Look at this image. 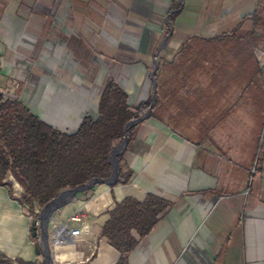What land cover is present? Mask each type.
Instances as JSON below:
<instances>
[{"label": "crops", "instance_id": "0c3cea01", "mask_svg": "<svg viewBox=\"0 0 264 264\" xmlns=\"http://www.w3.org/2000/svg\"><path fill=\"white\" fill-rule=\"evenodd\" d=\"M8 2L10 1L8 0ZM256 2L257 0H178L177 8L171 9L172 0H114L113 12L119 13L120 17L125 19L122 24H114V28L116 29L115 32L118 33L119 40L124 38L120 49L133 53L135 59L142 66H145L147 60H153L156 49L165 38L159 41L165 30L168 32L171 30L170 35L173 32L174 36L179 38L184 28L190 29L191 36L199 35L202 37H220L237 27L250 29L252 22L249 16ZM82 8L83 18H85L86 9L93 12L91 4L83 5ZM104 8L107 12H111L113 9L110 10V5ZM18 11L19 4L16 6L6 5L1 13L0 22L3 19L5 22H9V20L12 22L17 18L15 14ZM168 12H176V16L170 21L171 27L167 25ZM86 21L88 22L82 21L84 25L92 23L95 26L96 24L93 21ZM103 22H105L104 25L109 23H106L105 20ZM100 23L96 24L98 29ZM108 26L111 28V24H108ZM167 31L165 32L168 34ZM4 43L11 45V47L6 50L4 57L6 64L2 66L5 67V70L1 73L5 76L4 78H10L11 80L18 73L16 72L17 67L27 68L29 78L25 76L20 80L17 98L41 120L50 124L48 117L53 116L52 114L56 113L55 109H58L55 107V104L58 106V103L54 102L57 98L54 96L52 99L50 98L51 101L44 103L43 95L49 92L46 83L49 76L47 72L45 73L41 69V65H35L34 63V65H30L29 63L30 60L33 62L37 57H39L38 61L42 62L39 49L42 47V42L39 41L35 44L12 40ZM89 45V41L84 37L81 40L71 38L64 46L66 49L58 44L45 43L43 50L47 51L48 49L50 53L47 61L48 68L53 70L54 66H59L63 60L71 62L80 59L87 62V70L92 67L96 68L97 65L90 62L91 56L102 52V45L103 47L106 45L105 43L101 45L98 43L97 46H93L92 43V47ZM263 47L264 42H262L261 47H255L253 50L259 69H264ZM13 60L18 61L16 65L14 63L12 65ZM128 71L133 77L136 74L137 67H130ZM12 75L14 76L12 77ZM29 81L33 84L31 88L26 86ZM16 84L18 85L17 79ZM8 87L10 89V86ZM227 87L228 84L225 85V90ZM252 89L258 92L257 96L250 95L255 93ZM244 90L247 91L248 95L242 104L249 111L245 109L241 113V117L236 118L235 121L240 122L243 126H254L255 129V126L260 124L261 110L264 108V76L261 85L258 87L246 85ZM261 93L262 101L259 104ZM53 102L55 104L51 106ZM229 107L233 109V103ZM231 115H233V112H231ZM225 117L229 119L228 115ZM76 121L77 118L72 113H67L64 116L66 127L74 125ZM79 123L80 121L77 123V127ZM158 125L160 124L158 123ZM254 129L250 128L251 131L248 134L253 133ZM249 136L247 135L244 139L249 142L256 141L255 136ZM137 137L138 133L131 144L133 148L130 150V158L126 161L124 158L127 166L134 171L129 184H118L116 185L118 187L108 188L101 186L98 188L93 201L78 200L76 203H69L55 211L51 220L56 219L63 223L72 212L81 210L85 214V220L89 228L87 234L74 239L66 233L69 240L64 245H57L52 240L54 251L52 258L60 264L76 262L78 264L82 256H86V253L93 250L97 257L90 264H115L119 257L118 252L107 243L105 238L99 236L101 226L108 218L107 211L114 206L115 202H119L127 196L142 200L147 193H153L163 197L153 191L142 193L139 191V185L146 187L147 184L160 180L163 175L164 164L178 155V165L181 167L179 169L171 167V174L166 175L168 177L171 175L170 177L185 186L187 192L183 198L187 200L182 199L183 201L175 202L168 199L173 202V207L159 220L153 231L141 239L135 250L129 255V264L131 255L137 251L140 243L148 237L151 238H148L146 244L149 246L151 243L149 247L152 248V251H154V245H156L154 242L159 243L158 247L162 248L164 253L162 264H264V143L261 165L254 173L253 186L247 194L248 197L240 199V195H244L246 191H237L233 195H229L230 197L226 202L230 210L229 227H227V231L216 237L210 233L204 221L208 215L207 209L210 205H213L214 201L217 202L218 198L213 199L210 196L211 199H209V194L206 197H202L200 194L203 191L215 189L218 181L216 180V174L208 172L203 162L197 163L198 154L203 150L202 146H196L190 141H180L178 137L169 133H151L144 140ZM188 142L198 149L196 154L192 155L193 149L187 146ZM252 147L254 148V145ZM143 157H145V161L142 168H140V159ZM134 179L135 182L131 184ZM161 186L163 187V185ZM227 186L229 189L233 188V183L229 182ZM3 189H5L7 196ZM190 195H195V199L191 200ZM11 200L8 197L7 189L0 186V253L11 259L19 258L22 261L34 263V259L38 258L40 254L43 256L44 249L39 250L31 246L28 239L27 220L20 210L21 206L15 201L20 207L19 209ZM50 226L51 223L49 222V230L53 233ZM156 237H160L161 240L155 241ZM52 238L55 239L51 236ZM190 239H193L191 250L188 249L185 252L184 248L181 247V243L184 244ZM78 244L81 245L80 249H77Z\"/></svg>", "mask_w": 264, "mask_h": 264}, {"label": "rangeland", "instance_id": "374dc122", "mask_svg": "<svg viewBox=\"0 0 264 264\" xmlns=\"http://www.w3.org/2000/svg\"><path fill=\"white\" fill-rule=\"evenodd\" d=\"M9 1L10 2H8V0H0V10H2L1 13L8 4H10V6H16L19 4V11L15 14L17 18H15L12 22L11 20H9V22H5L4 19L0 22V92H8L18 99L17 90L19 88L20 80L25 78V76L26 78H29V71L27 68H24V71H19L20 68L17 67L16 72H19L16 74L15 78L17 79L18 85L17 87H14L16 79H6L4 78L5 76L3 73H1L2 66L6 64L4 60L7 52L6 50L11 47V45L4 42L14 40L21 43L31 42L37 44L39 41L42 42V47L39 48L41 51L40 58H42V62L40 63L38 61L39 57H37V59L33 60V62L30 60L29 63L30 65H41V69L45 71V73L47 72V75L49 76L46 82L49 92L48 94L43 95L44 103H47L49 100L51 101L54 96L57 98L54 102L58 103V106H56L57 104L54 102L51 103V106H54L55 104V107L58 109H55L56 113H53V116L48 117L50 120L49 122L57 125L59 124L58 121L64 120V116H66L67 113H72L77 118L74 125H68L67 128L63 129L65 133H73L76 131V125L79 121H81L83 116L90 115L93 118L96 117L98 98L104 85L111 79H115L123 85L124 89L129 94V104L132 108L139 101H144L152 95L153 84L150 78V72L153 66V60H147V65L142 66L140 62L135 59V55L133 53L120 49L121 42L124 38L119 40L118 33L115 32L116 29L114 28V24H122L125 19L120 17L119 13L113 12L114 0ZM87 4H91L93 12L86 9L85 18H83L82 6ZM108 5H110V10L113 8L111 12H107L104 8L105 6L108 7ZM182 5H184V3H182ZM83 20L85 22H88L86 20L93 21L96 24L101 22L100 28L98 29L96 27L98 24H95V26L92 25V23L84 25L82 22ZM104 20L106 23L109 22L108 24H111V28H109L110 26H108V24H103L105 23L103 22ZM166 28L167 27L165 26V29ZM165 31L162 33L159 41L167 34ZM190 33L191 31L189 28H184L181 36L177 38V36H174L175 34L172 32L173 36H171V34L163 47L159 50L158 62L162 63L164 66L160 72L159 82L164 85L166 90H169L174 86L172 81V76H174L173 71L167 68V66L169 63L175 61L180 49L191 37ZM82 37L89 41L90 47H92V43L93 46H97L98 43L100 45L105 43L106 45L105 47L102 45V52L91 56L90 62L92 64H96V68L92 67L87 70V62L81 59L77 61L72 60L71 62L63 60L59 66H54L53 70L48 68L49 65L47 61L50 53L48 52V49L47 51L43 50L45 43L47 44L51 42L53 45L58 44L64 48V46L67 45V41H70L71 38H74V40H81ZM17 62L14 60L12 61L15 65ZM232 63L234 62L232 61ZM134 66L137 67V71L135 76L132 77L128 70L130 67ZM263 76L264 69L261 68L259 69V75H257L256 78L250 82V84L246 82L248 80H243V78L237 82L230 81L226 90L221 91L220 94H218L219 96L216 97H213L214 95L208 96L206 87H204L206 86L207 80L203 81L204 86H201L202 91L196 93V95L192 97L194 101L198 100L196 103L197 106L201 108L200 111H202V113L193 118L182 116L180 117L179 122H177L178 125L173 119V113L176 112L175 106L169 103V100L165 101L164 99L165 120L168 124H170V126L176 127L175 132L166 126H163L160 122L153 118H147L140 123L137 137L138 139L144 140L148 134L158 132L159 134L169 133L178 137L180 141H196L201 135V131L199 129L200 124L205 122V125H207L210 122H215L214 128L209 132L208 137L201 141L203 150L198 154L199 158H197V163L200 164V162H203L205 169L208 172L216 174V180L218 181L215 189L206 190L200 194L202 197H206L209 194V199L218 198L217 202L214 201L213 205H210L207 209L208 215L204 221L207 229L216 237H219L220 234L227 231V227H229L228 222L230 219V210L226 205L227 199L230 197L229 195H233L237 191H246L244 195H240V199L248 197L247 194L251 186H253L254 173L261 165L264 143V108L261 110L260 124L255 126V129L254 126H243L240 122L237 123L235 120L236 118L241 117V113L246 109L242 104L248 95L247 91L244 90L246 85L258 87L262 83ZM5 79L8 81L6 82ZM7 85L10 86V89ZM26 86L27 88H31L33 87V84L29 81L26 83ZM213 87L211 88H213L214 92L220 89V86ZM252 90L255 92V89ZM257 93L258 92L251 93L250 95L255 97L258 95ZM259 100V104H261L262 93ZM231 103L234 105L233 109L229 107ZM246 110L249 111V109ZM231 112H233V115H231ZM226 115L229 116V119H226ZM232 116L233 118L231 119ZM158 123L160 125H158ZM250 128H253L255 131L248 134V132L251 131ZM247 135L255 136L256 141L249 142L248 140H245L244 137ZM120 144L121 141H117L114 146H119ZM189 144H187V146L193 149L192 155L196 154L198 149ZM252 145H254V148ZM132 148L133 145L123 153L125 161L130 158V150ZM178 158L179 157L177 155L173 160L164 164L163 175L160 180L149 183L146 187L139 185V191L142 193H145L146 191L157 192L163 197L171 199L175 202L187 200L183 198L187 192L185 186L178 180L170 177L171 175H169V177L166 175L168 173L171 174V167L178 169L181 167L178 165ZM144 161L145 157L140 159V168H142ZM164 172L167 173L164 174ZM7 179L12 182L11 190L13 196H20L23 192L22 187L13 179L11 175L8 174ZM134 182L135 179L131 182V184ZM229 182L233 183V188H227V184ZM161 185H163V187ZM101 186H106L108 188L112 185L107 186L106 184H93L89 188L78 193L70 203H76L78 200H85L87 202L93 201L98 188ZM3 190L6 195L5 189ZM249 195L251 196L252 194L250 193ZM190 196L191 200L195 199V195ZM11 201L18 206L15 201ZM20 210L27 220L28 239L31 242V246L33 248H38L39 250L44 249V242L40 237V230L38 227V216L31 215L26 209L21 208ZM36 210L39 215L41 209L36 207ZM33 224L37 227V235L35 236H31L30 228ZM70 227L76 228L75 225H71ZM49 229L48 224V230ZM49 235V249L51 254H54L52 242L53 238L51 239V236L53 237V233L50 230ZM148 238L144 239L138 246L137 251L131 255L130 264H162V255L164 256L162 248L160 246L158 247L159 243L154 242L156 245H154L155 249L152 251V248L149 247L151 246V243L149 246L146 244ZM159 240H161L160 237L155 238V241ZM55 244L57 243L55 242ZM192 244L193 239H190L184 244L181 243V247H183L184 251L187 252L188 249L191 250ZM80 248L81 245L78 244L77 249ZM96 257L97 256L93 253V250L89 251V253H86V256H82L80 259L81 261H79L78 264H90V262L96 260ZM18 259L19 258H15L13 260L17 261ZM34 263L45 264L43 256L40 254L38 258L34 259ZM51 264L60 263L52 258ZM71 264H77V262Z\"/></svg>", "mask_w": 264, "mask_h": 264}, {"label": "trees", "instance_id": "16d2710c", "mask_svg": "<svg viewBox=\"0 0 264 264\" xmlns=\"http://www.w3.org/2000/svg\"><path fill=\"white\" fill-rule=\"evenodd\" d=\"M177 6L178 0H172L171 9ZM167 14L168 27H171L170 21L176 12ZM249 19L252 22L250 29L237 27L220 37L211 38L192 35L175 61L167 66L174 74V86L169 90L159 82L164 66L158 62L156 100L149 118L175 132L176 127L165 120L164 99L175 106L173 119L177 123L182 116L193 118L202 113L196 103L198 100L194 101L192 97L202 91L203 81L207 80L204 87L208 96L213 97L219 96L230 81L245 78L250 84L259 75L253 50L264 42V0H257ZM213 86H220V89L214 92ZM150 102L151 96L132 108L123 85L111 79L98 98L96 117L83 116L76 131L65 133L41 120L20 100L5 97L0 92V186L7 189L8 197L21 208L38 216L36 207L41 209L60 190L74 188L93 178H106L111 170L112 147L127 136L126 151L130 148L140 124L128 127L126 131L124 127L142 115ZM214 125L215 122L207 125L202 122L198 140L189 141L200 147ZM118 161L119 177L111 187L129 184L134 174L124 161V154ZM8 174L22 187L20 196H13ZM172 207L171 200L153 193H147L142 200L127 196L115 202L107 211L108 218L99 233L118 252L115 264H129V255L141 239L153 231ZM0 264L35 263L15 261L0 253Z\"/></svg>", "mask_w": 264, "mask_h": 264}, {"label": "water", "instance_id": "95a60500", "mask_svg": "<svg viewBox=\"0 0 264 264\" xmlns=\"http://www.w3.org/2000/svg\"><path fill=\"white\" fill-rule=\"evenodd\" d=\"M171 33V30H169L168 34L165 36V38L162 40L158 48L156 49V52L153 57V66L150 72V78L152 80L153 84V93L151 95V102L147 110L140 115L138 118L129 121L125 127L124 131L127 130L128 127L135 126L147 118H149L150 113L153 109V106L155 104L156 100V80H155V72L156 68L158 66V52L159 50L163 47L165 44L166 40L169 38ZM127 143L128 139L127 136H124L123 140H121L122 148L118 152L117 156L115 159L111 160L112 158V153L114 151L115 146L112 147L110 157H109V163L111 164V170L109 175L106 178H93L88 180L86 183L81 184L79 186H76L74 188H67L60 190L58 194L50 200L45 206H43L39 212L38 219H39V230H40V237L44 242V251H43V256H44V262L45 264H51L52 262V254L49 249V243H48V238H49V232H48V223L50 219L52 218L53 213L62 208L63 206L69 204L74 197L82 192L83 190L89 188L93 184H106L107 186L114 185L119 177V161L118 158L126 151L127 148ZM31 229V236L37 235L36 229L37 227L33 224Z\"/></svg>", "mask_w": 264, "mask_h": 264}, {"label": "built area", "instance_id": "2783aa9c", "mask_svg": "<svg viewBox=\"0 0 264 264\" xmlns=\"http://www.w3.org/2000/svg\"><path fill=\"white\" fill-rule=\"evenodd\" d=\"M12 65H14L12 63ZM23 68H20L19 71H22ZM5 70V67L1 68V71ZM18 71V72H19ZM7 73H8V68H7ZM14 75H12L13 77ZM15 77V76H14ZM13 77V78H14ZM16 79V78H14ZM14 87H17V84H14ZM5 97L11 98V99H16V97L8 92L3 91L2 92ZM59 124L55 125L50 123L49 125L52 128L58 129L63 132V129L67 128L66 125L64 124V120L58 121ZM62 129V130H61ZM51 223V228L53 230V237L55 239L54 242L62 244L65 243L66 241L69 240L67 237V234L74 238H78L79 236L85 235L88 233V228L89 225L85 220V214L81 210H75L72 212L69 216L66 217L65 221L62 223L59 220H51L49 221ZM49 224V223H48ZM77 224L76 228H71V225Z\"/></svg>", "mask_w": 264, "mask_h": 264}, {"label": "bare ground", "instance_id": "6f19581e", "mask_svg": "<svg viewBox=\"0 0 264 264\" xmlns=\"http://www.w3.org/2000/svg\"><path fill=\"white\" fill-rule=\"evenodd\" d=\"M121 148H122V144H120L119 146H115L114 151H113V153H112V158H111V160L115 159V157L117 156V154H118V152L121 150ZM67 242H68V241H66L65 243H67ZM65 243H62V244H58V243H57V245H64Z\"/></svg>", "mask_w": 264, "mask_h": 264}]
</instances>
